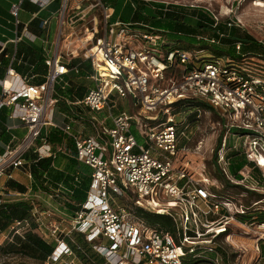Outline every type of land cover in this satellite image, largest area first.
<instances>
[{
	"label": "built area",
	"instance_id": "built-area-1",
	"mask_svg": "<svg viewBox=\"0 0 264 264\" xmlns=\"http://www.w3.org/2000/svg\"><path fill=\"white\" fill-rule=\"evenodd\" d=\"M26 1L39 11L59 2L57 34L55 43L44 51L46 74L41 84H30L29 73L20 78L19 90L0 79V112L6 109L7 121H17L25 129L18 138L11 133L15 128L4 124L11 138L6 144L0 142V180H13L12 171L21 170L30 181L24 194L7 193L23 197L16 199L26 201L30 211L0 234V246L32 233L53 247L43 264H75L80 263L77 251L84 254L77 235L104 264H224L228 255L214 240L232 224L253 231L255 249L264 260L260 251L264 247L260 216L264 213V72H252L253 60L230 64L229 59L204 57V50L166 49L167 31L141 22L110 21L112 10L102 0H15L9 8L15 43L23 38L41 40L20 21ZM48 22L42 20L40 27L45 29ZM195 38L219 44V39L209 36ZM235 48L239 52L240 44ZM73 60L78 62L72 65ZM81 66L94 87L87 88L80 101L63 99L57 92L70 87L66 77L78 75ZM6 75L17 74L9 68ZM112 96L130 98L135 113L113 114ZM59 99L87 113L55 123L53 107ZM183 100L205 104L209 110L196 109L189 118V112L176 106ZM103 111L106 116L100 118ZM208 113L223 133L214 152L220 176L242 188L238 196L215 193L213 189L221 185H213L203 172L194 177L189 160L180 158L190 142L187 130ZM51 130L72 142L73 153L64 143H49ZM233 153L249 165L240 172L241 179L230 172ZM27 155H34L36 161L51 160L55 170L60 156L87 167L84 199L74 198L82 190L78 172L71 174L68 186L50 184L43 175L45 188L33 187L24 168ZM250 193L260 198L246 204L243 199H249ZM127 197L125 205L122 199ZM139 210L170 218L176 239L147 224L137 215Z\"/></svg>",
	"mask_w": 264,
	"mask_h": 264
},
{
	"label": "trees",
	"instance_id": "trees-1",
	"mask_svg": "<svg viewBox=\"0 0 264 264\" xmlns=\"http://www.w3.org/2000/svg\"><path fill=\"white\" fill-rule=\"evenodd\" d=\"M102 2H104L106 5L108 4V0H102ZM37 11L38 8L36 7V10L33 12V14ZM143 14V12L141 13L135 11L130 20L122 21L141 22L148 24L155 29L167 31L168 33H166L164 37V48L166 49H181L190 52V45H188L190 42L187 43L188 47H182L180 44L184 43L182 42V40H185L186 42L195 41L198 43V47L195 50L207 51L209 58L229 59L230 64H238L244 58H251L253 60L251 63L254 64L250 66L254 69L252 70V72L257 73L255 70L264 72V42L257 41L249 34L240 32L238 29H235L233 27L228 28L226 24L222 26V24L215 21V19L209 12L203 9L168 5L166 8H163V6H161L158 9L157 14L159 15L157 17H148ZM185 14H189L191 17L197 20L194 26L187 25L181 20ZM39 23V20H33L29 24L30 31L40 34L38 28ZM219 34H223V37L220 38ZM196 36H209L211 38L219 39V44L216 46L209 45L207 44V42L197 40L195 38ZM237 43L240 44L239 52H237L235 48ZM232 52H234L235 54H239L240 57H231L230 54ZM77 62L78 61L73 60L71 64L74 65ZM27 69L29 70V74L39 73L41 75H45L46 73L45 65L43 63V60H41L40 58L37 65H33V68L29 67ZM85 71V66L79 67V74L77 76H79L80 78H84ZM42 82L43 79L40 78L34 81V84L32 85H39ZM85 87L86 86L82 85L80 82L78 84H71V86L63 93L67 95V98L71 102L80 101L82 100L87 90V87ZM176 106L182 107L185 109V111L189 112V118H191V116H194V114L196 113V109H201L203 111L209 110V107L205 104L191 100H183L180 103L176 104ZM7 114L8 113L6 109L0 112V142L5 144L8 143L11 138V135L6 132L4 127V124L7 123ZM47 139L53 146L64 143L66 147L73 153L72 142L69 139H66L65 136L59 131L51 130L48 133ZM219 145L220 141L218 142V147ZM0 153H3L2 149H0ZM231 156L232 159L230 162V172L236 179H241L242 175L240 174V172L243 170L245 171L246 168L249 167V165L245 162L243 157L238 155V153H233ZM65 160H67L70 164L68 168H72L73 171L67 174L66 178L64 179L60 178V174L56 172L57 170H53V168L51 167L52 161L49 159L36 161L34 155H27L25 156V161L27 162V164L24 166V168L28 169L29 173L32 176L34 182L33 187L38 186L43 188H45L43 175H45L50 184L64 182L68 186V183L71 180V174L78 172L79 177L81 178L82 190L77 191L74 195V198L78 201L83 200L85 197L84 192L87 189L89 181L87 182L86 178L83 176L82 171L80 170V166L82 165L77 164L71 158ZM215 174L214 176H216ZM220 185V189H213V191L215 193L220 192V194L228 197L238 196L239 191H243L241 187L234 186L224 179L220 181ZM5 187L6 192H17L20 194H24L26 192V187L24 185L19 184L13 180L7 181ZM253 196H250V194L248 195V197ZM244 203L248 204V200H245ZM29 211L30 207L26 201L18 199L3 200V202L0 204V234L5 231L13 221L22 220L28 217ZM137 215L141 217L147 224L156 226L160 231L168 233L176 239V228L170 218L161 215L150 214L142 210L137 211ZM75 240L84 251V254L77 251L78 258L82 264H104V261L91 251L90 247L81 236L76 235ZM4 246H8L14 254H18L33 261L29 263L22 262L18 264H43L53 250L51 244L44 242L39 236L32 233L27 234L25 236V240L15 239L13 244H7ZM1 251L3 252L4 250ZM223 260H225V257L223 258Z\"/></svg>",
	"mask_w": 264,
	"mask_h": 264
},
{
	"label": "rangeland",
	"instance_id": "rangeland-1",
	"mask_svg": "<svg viewBox=\"0 0 264 264\" xmlns=\"http://www.w3.org/2000/svg\"><path fill=\"white\" fill-rule=\"evenodd\" d=\"M122 1L124 0H108L107 5L113 8L115 12L110 21L115 19L130 20L135 11L141 13L143 12V15L148 17H157L159 15L157 14L158 9L161 6H163V8L168 5L198 8L209 12L215 21L222 24V26L230 23L232 24L233 28L238 29L240 32H245L255 40L264 42V0H128L129 3H127L128 7L126 9L128 14H123L121 16L118 14L120 7L122 6ZM31 6L32 5L27 1L22 6L23 10L26 9L28 11V18L31 16ZM20 20H22V14H20ZM181 20L190 26H194L197 22V20L191 17L189 14H185ZM182 42H184L180 44L182 47H188V45H190V52L195 51V49L198 47V43L195 41L186 42L185 40H182ZM187 43L189 44L187 45ZM207 55L208 52L204 51V57H209ZM230 55L231 57L235 58L240 57L239 54H235L234 52H232ZM66 80L69 82V84H78L80 82L87 88L94 87L92 81L85 78H80L79 76L72 73L66 77ZM57 93L59 95H63V99L66 98L69 101L65 93ZM63 99H59L53 107L52 119H54L56 122H66V116H73L76 113H87V111L82 107L80 109L79 107L72 106ZM110 103L116 105V107L112 110L113 114H118L120 112H125L127 114L135 113V110L132 109V101L130 98L119 99L117 96H112L110 98ZM98 116L100 118H105L106 112L103 111ZM107 125H109V123H107ZM187 132L189 134L190 142L187 144V151L180 154V158L183 157V159L189 160L190 170L193 172L194 177H197L199 172H203L204 176H206V178H208L213 185L219 187L222 176L220 177V172L214 158V152L218 148V142L221 141V136L223 134L221 126L213 123L212 116L208 113L204 115L198 123H194L193 126L189 127ZM132 133L138 138L137 130L132 128ZM12 134L16 135L18 138H22L25 134V129L21 126L17 127L12 131ZM0 149H2V144H0ZM60 160L65 162L61 167H59ZM67 163L68 161L62 158V156H60L59 159L55 161V167H59L61 170L56 171L58 174H60L61 179L66 178L67 174L73 171L72 168H66L65 164ZM80 170L88 182L90 170L83 165L80 166ZM214 174L216 176H214ZM19 176L20 178H18V180L22 182L23 185L28 186V180L25 179L22 174ZM217 193L220 194V192ZM250 196H253V194L250 193ZM16 198L23 197H17L16 195L8 196L5 193L3 194L2 200H13ZM259 198L260 196L255 194L254 199L253 197H249V199L244 197L243 201L250 199L257 201ZM128 199L129 197L126 199L123 198L122 203L125 205L129 204ZM255 209H257V207H255ZM260 216L264 217V213H260ZM211 229L214 230L216 228L212 227ZM3 233L4 235L6 234L4 231ZM246 233L247 232H245L243 229L229 224V226H227L226 233L222 236H218L214 240L215 245L218 246V248L224 250L228 255V258L224 260V264H264V260H262L260 253H258V251L255 249L256 244L258 243L256 241L257 237L254 235L252 230H249V233ZM226 235L228 236L226 237ZM4 245L5 243H3L2 247H0L1 250H4L3 252L0 250V264L33 262L30 259L24 258L18 254H14L8 246ZM261 247L260 251H264V247ZM185 262L187 263L188 260L185 259ZM75 264L82 263L76 262Z\"/></svg>",
	"mask_w": 264,
	"mask_h": 264
},
{
	"label": "crops",
	"instance_id": "crops-1",
	"mask_svg": "<svg viewBox=\"0 0 264 264\" xmlns=\"http://www.w3.org/2000/svg\"><path fill=\"white\" fill-rule=\"evenodd\" d=\"M15 0H0V79H6L8 82H12L13 87L15 90H19L22 86V82L20 78H23L26 76V74L29 73V70L27 68H33V65H37L39 62V58L43 60L44 63V58H45V53L44 51L48 50L51 48V45L55 43L56 39V34H57V21H58V14H56L57 8H58V1H54L50 4L48 8L45 10L37 11L35 12L36 14H33V12L36 10V6L31 4L32 9H31V16L28 18V11L26 9H22L20 14H22V24L27 25V29L31 34H34L36 36H40L41 40L31 42L27 38H23L21 41L18 43H15V26H14V21L13 18L11 17L9 13V8L10 5L14 2ZM119 2V1H118ZM127 3H129L128 0L122 1V6L120 7L119 14L118 15H123V14H128L126 12L127 9ZM119 4V3H118ZM111 8V7H110ZM112 10V17L114 16L115 12L114 9L111 8ZM20 18V15H19ZM39 20L40 22L42 20H48V25L46 26L45 29H42L40 27V23L38 25L40 34L34 33L30 31L29 29V24L33 20ZM75 61V60H74ZM77 61V60H76ZM11 68L16 75V77L12 78L6 75V71ZM46 68V67H45ZM19 69V70H18ZM28 70V71H27ZM46 74V73H45ZM31 78H29V83L34 84L33 82L42 78L44 81V76L41 74H33L31 73L29 75ZM71 86V84H69ZM53 121L56 122L54 119ZM63 122H61L62 124ZM9 126L13 128L20 127V123L17 121H7ZM60 124V123H58ZM14 129V130H15ZM85 134L89 133V130L84 131ZM12 133V131H11ZM3 150V149H2ZM65 162L63 160H60V166L61 167ZM66 165V168L70 165L69 162ZM57 167V171H61ZM14 181L22 184L18 180L20 178V174L24 176L25 179L28 180L27 175L25 172L21 170H13L12 171ZM6 180L2 179L0 180V197L2 199L3 194H7L6 192ZM28 183L30 184V181L28 180ZM23 185V184H22ZM26 188L29 186L24 185Z\"/></svg>",
	"mask_w": 264,
	"mask_h": 264
},
{
	"label": "bare ground",
	"instance_id": "bare-ground-1",
	"mask_svg": "<svg viewBox=\"0 0 264 264\" xmlns=\"http://www.w3.org/2000/svg\"><path fill=\"white\" fill-rule=\"evenodd\" d=\"M9 85V82L8 81H6V83H5V86H8Z\"/></svg>",
	"mask_w": 264,
	"mask_h": 264
}]
</instances>
